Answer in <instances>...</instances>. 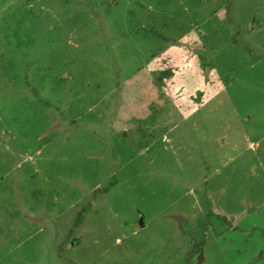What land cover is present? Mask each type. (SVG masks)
I'll list each match as a JSON object with an SVG mask.
<instances>
[{"label":"rangeland","instance_id":"1","mask_svg":"<svg viewBox=\"0 0 264 264\" xmlns=\"http://www.w3.org/2000/svg\"><path fill=\"white\" fill-rule=\"evenodd\" d=\"M0 264H264V0H0Z\"/></svg>","mask_w":264,"mask_h":264},{"label":"trees","instance_id":"2","mask_svg":"<svg viewBox=\"0 0 264 264\" xmlns=\"http://www.w3.org/2000/svg\"><path fill=\"white\" fill-rule=\"evenodd\" d=\"M165 2V1H164ZM170 11L169 12H171L173 9L172 8H170L169 9ZM153 23H155V22H153ZM178 24H180V23H178ZM181 24H184V23H181ZM163 26H164V28L163 29H166V31H163V30H160V32L158 31V30H156V29H154V26H151L150 27V30H147L148 32H151L154 36H160V37H163L164 39H166V37H168V35H171L170 33H171V31H167V30H169V28H168V26L167 25H165V22H164V24H163ZM177 26V25H176ZM149 27V26H148ZM169 34H168V33ZM187 32V31H186ZM197 33H200V31H197ZM198 37L197 38H195V37H193L194 39H196L194 42H192V44H194V43H197V40H200V34L199 35H197ZM197 58L201 61L202 59H203V56L202 55H198L197 56ZM203 65V64H202ZM73 75V74H72ZM173 75V72H172V70L170 69V68H165V69H163V70H161L159 73H158V75H157V77H158V79H160L161 77H170V76H172ZM64 78V77H63ZM63 78H61V79H58V78H53L52 79V81L51 82H53L52 83V86H53V88H52V90L53 91H55L56 89H59V87H60V85H61V83H62V80H64ZM157 79V80H158ZM54 80H55V83H54ZM32 91H33V94H34V97H39L38 96V92H37V88L36 87H34V86H32ZM99 99L98 98H96V99H92L91 101H90V104L92 105V104H94L95 102H97ZM48 103V102H47ZM83 108V107H82ZM73 109V105L72 104H70V111ZM72 112H70V114H71ZM84 113H82V112H80V113H78V114H76V115H74V113H72L71 115L73 116H71L70 117V119H72V118H74V117H82V116H84L83 115ZM41 141V140H40ZM48 140H45V141H42L43 143L44 142H47ZM88 206V205H87ZM84 211H86L85 209H84V207H81L80 208V210H78L77 212H76V215H75V218H74V220H73V222H72V224H71V226H70V228L68 229V235H72L73 233H74V231L81 225V223H82V214H83V212ZM209 213H211L209 210L207 211V216L209 215ZM212 214V213H211ZM225 219V218H224ZM70 236H66L65 237V239H64V241H67V238H69Z\"/></svg>","mask_w":264,"mask_h":264}]
</instances>
